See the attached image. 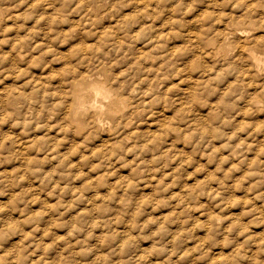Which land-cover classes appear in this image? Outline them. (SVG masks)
Segmentation results:
<instances>
[{"label":"rangeland","instance_id":"374dc122","mask_svg":"<svg viewBox=\"0 0 264 264\" xmlns=\"http://www.w3.org/2000/svg\"><path fill=\"white\" fill-rule=\"evenodd\" d=\"M86 8L101 31L79 17ZM236 27L245 34H231ZM217 29L230 45L212 52ZM263 38L264 0H0V264H264ZM237 46L263 59L254 96L233 70ZM68 67L88 74L80 83L106 82L138 106L120 134L109 121L81 130L62 119L60 89L75 77Z\"/></svg>","mask_w":264,"mask_h":264},{"label":"bare ground","instance_id":"6f19581e","mask_svg":"<svg viewBox=\"0 0 264 264\" xmlns=\"http://www.w3.org/2000/svg\"><path fill=\"white\" fill-rule=\"evenodd\" d=\"M137 1V0H136ZM168 1V0H167ZM173 1V0H172ZM180 1V0H179ZM185 1V0H184ZM114 2V1H113ZM135 2V1H134ZM149 2V1H148ZM150 3V2H149ZM114 4H116V3H114ZM113 4V5H114ZM136 4V3H135ZM152 4V3H151ZM156 4V3H155ZM144 5H146V4H144ZM41 6H43V5H41ZM136 6V5H135ZM140 6H143V5H141L140 4ZM158 6V5H157ZM255 6V5H254ZM144 7H146V6H144ZM144 7H142L143 8V10H144ZM147 7H149V6H147ZM252 7V6H251ZM111 8V7H110ZM115 8V6L112 8V9H114ZM153 8V7H152ZM46 9H48V8H46ZM108 9V8H107ZM111 9V10H112ZM135 9V8H134ZM136 9H137V7H136ZM252 8H250V10H251ZM255 9V8H254ZM253 9V10H254ZM90 10H92V9H90ZM145 10L147 11V8H145ZM150 10V9H149ZM108 11H110V10H108ZM137 11H138V9H137ZM145 11V12H146ZM156 11V10H155ZM107 12V11H106ZM115 12V11H114ZM134 12H136V11H134ZM139 12H141V14H142V11H140V8H139ZM144 12V11H143ZM144 12V13H145ZM149 12V11H148ZM256 12V11H255ZM262 12V11H261ZM111 13V15H112V11L110 12ZM127 13V12H126ZM143 13V15H145ZM154 13H157V12H154ZM257 13V12H256ZM132 14V16H133V14L134 13H131ZM136 14V13H135ZM138 15H141V14H139V13H137ZM153 14V13H152ZM261 14H263V12L261 13ZM103 15H105V14H103ZM121 15V14H120ZM126 15H128V14H126ZM116 16H118V14H116ZM122 16V15H121ZM132 16L130 17L129 16V18L130 19H132ZM142 16V15H141ZM152 16V15H151ZM255 16V15H254ZM79 17H87V18H89L90 17V19H92V22H94V23H97L96 21V19H97V17L96 16H93V14L91 13V12H89V9L88 8H86V10H84L81 14H80V16ZM119 17V16H118ZM126 17H128V16H126ZM139 17V16H138ZM144 16H142V18H143ZM249 17H250V14H249ZM248 17V18H249ZM124 17H121V19H123ZM142 18H139V19H142ZM121 19H119V20H121ZM153 19V18H152ZM256 19V18H255ZM255 19H254V21H255ZM77 20H79V19H77ZM99 20H101V19H99ZM117 20V19H116ZM116 20H114V21H116ZM138 20V19H137ZM144 20V19H143ZM244 20V19H243ZM257 20V19H256ZM89 21H91V20H89ZM88 20H86L85 22L87 23L88 22V24H91L90 22H89ZM102 21V20H101ZM101 21H98V22H101ZM124 21V20H123ZM122 21V22H123ZM140 21H142V20H140ZM153 21V20H152ZM79 22H80V20H79ZM106 22V21H105ZM118 22H120V21H118ZM121 22V23H122ZM130 21H128V23H129ZM145 22V21H144ZM151 22V21H150ZM249 22H251V21H249ZM81 23V22H80ZM86 23H84L85 25H86ZM107 23V22H106ZM137 24L139 23V22H136ZM141 23V22H140ZM143 23V22H142ZM146 23V22H145ZM153 23H155L154 21H153ZM247 22L245 21V24H246ZM75 25H74V27L76 28L77 27V29H78V25H76V23H74ZM98 24L99 23H97V27H98ZM104 23H102V25H103ZM117 24V23H116ZM150 24V23H149ZM231 24V23H230ZM229 24V26H231ZM263 24V23H262ZM105 25V24H104ZM115 25V24H114ZM140 25V24H139ZM138 25V26H139ZM144 25V24H143ZM232 25H233V23H232ZM237 25V24H236ZM249 25V24H248ZM81 26V24L79 25V28H81L80 27ZM117 26H118V24H117ZM117 26H114V27H117ZM132 26V25H131ZM141 26V29H147V28H149V27H145V26H143V27H145V28H142V25H140ZM151 26L152 25H150V28H151ZM256 26H258L257 24H256ZM84 27V26H83ZM90 27H92L91 25H90ZM93 27H94V24H93ZM107 27L108 28H110V29H112L111 28V25L110 26H108L107 25ZM232 27V26H231ZM245 27V26H244ZM260 27H262L261 25H260ZM94 28H96V27H94ZM99 28V27H98ZM104 28H105V26H104ZM103 28V30H106V29H104ZM258 28V27H257ZM82 29H84L83 31H85V29H86V27H84V28H82ZM81 29V30H82ZM152 29V28H151ZM226 29V28H225ZM260 29V28H259ZM80 30V29H79ZM78 30V31H79ZM80 30V31H81ZM93 30H96V29H93ZM99 30H100V28H99ZM114 30V29H113ZM113 30H112V32H113ZM262 30V29H261ZM101 31V30H100ZM100 31H98L99 33H100ZM106 31H110V30H106ZM116 31H118V30H116ZM90 32L91 33H94V31L92 32V30H90ZM98 32H97V35H98ZM103 32V31H102ZM111 32V31H110ZM109 32V33H110ZM216 32H218V33H216V37H212V42H210V43H208L209 44V46L211 47L212 45H215L214 47L212 46V49H210L212 52L214 51V52H216V51H221V49H224L223 47L224 46H226V45H230V41H228V39H229V33H225V34H219V31H218V29H217V31ZM227 32H228V29H227ZM229 32H231V31H229ZM245 32H246V30H243L242 28H234L233 29V31L231 32V34H238V35H244L245 34ZM83 33V32H82ZM118 33V32H117ZM170 33H171V31H170ZM191 33V32H190ZM221 33H223V32H221ZM81 34V33H80ZM104 35H105V33H103ZM106 34H107V32H106ZM91 35H93V34H91ZM99 35H101V36H103L102 34H99ZM107 35H109V34H107ZM110 35H111V33H110ZM124 35V34H123ZM128 35V34H127ZM166 35H168V34H166ZM191 35V34H190ZM83 36V35H82ZM112 36L113 37H115V34H112ZM151 36V35H150ZM164 36V34L161 36V37H163ZM187 36H189V35H187ZM124 37V36H123ZM122 37V38H123ZM131 38L132 37H134V35L133 36H130ZM136 37V36H135ZM152 37H154V35L152 36ZM197 37L198 36H196V39H197ZM258 38L260 37L259 36V34H258V36H257ZM83 38V37H82ZM87 38V37H86ZM86 38H84V39H86ZM107 39L109 38V37H106ZM119 39H122V38H120V37H118ZM130 38V39H131ZM149 38H151V37H149ZM149 38H148V40H149ZM155 38V37H154ZM189 38V37H188ZM195 38V36H193V39ZM236 38H240V36H238V37H236ZM250 38V37H249ZM253 38H256V36L255 37H253ZM104 38L102 37V39L101 40H103ZM110 40H111V38H109ZM160 39V38H159ZM195 39V40H196ZM244 39H246V37L244 38ZM243 39V40H244ZM262 39V38H261ZM264 39V38H263ZM104 40H106V39H104ZM104 40H103V42H104ZM109 40V41H110ZM189 40V39H188ZM231 41L233 40V39H230ZM240 40V39H239ZM252 40V39H251ZM255 40H257V39H255ZM255 40H253L252 42H256ZM108 41V42H109ZM133 41V40H132ZM135 41V40H134ZM152 41H153V43H154V40H152L151 39V41L149 42V44H153L152 43ZM197 41V40H196ZM235 41V40H234ZM258 41H260V39H258ZM264 41V40H263ZM107 42V41H106ZM106 42H104V43H106ZM107 42V43H108ZM155 42H156V39H155ZM241 42H242V40H241ZM249 41L247 40V43H248ZM251 42V41H250ZM122 42H120V44H121ZM124 43H125V40H124ZM129 43H131V42H129ZM157 44L156 45H160V44H158L159 42H156ZM235 43V42H234ZM237 43H238V41H237ZM245 43V42H244ZM264 43V42H263ZM109 44V43H108ZM114 44H117L116 42H114L113 43V45ZM126 44H127V46L129 45L127 42H126ZM146 44H148V43H146ZM148 44V45H149ZM233 44V43H232ZM240 44H242V43H240ZM252 44V43H251ZM259 44V43H258ZM106 45V44H105ZM118 45V44H117ZM125 44H123L122 46H124ZM145 45V44H144ZM254 45H255V43H254ZM263 45V44H262ZM120 46V45H119ZM122 46H120V47H122ZM134 46H135V42H134ZM150 46V45H149ZM152 46V45H151ZM154 46V45H153ZM253 46V45H252ZM113 47H115V46H113ZM154 47H156V46H154ZM175 47V46H174ZM238 47V46H237ZM241 47V48H240ZM250 47V46H249ZM264 47V46H263ZM87 48H88V46H87ZM116 48H118V47H116ZM137 48H138V46H137ZM141 48H142V46H141ZM144 48V47H143ZM159 48V47H158ZM165 48V47H164ZM163 48V49H164ZM177 49H175V50H178L179 52H181V50H179V48L178 47H176ZM238 48H240L239 49V52H240V60H241V62H242V64L240 63V62H238L240 65H238L239 67H237L236 69H233V70H237L238 71V73H239V76H241V78L239 79L240 81L242 80L243 81V83L245 84V85H248V89H249V87L250 86H253V83L255 84V82H254V80H255V78H256V76H255V78H253L254 77V75H257L256 74V72H260L261 71V66H262V62H263V59L262 58H260L253 50H251L250 48H247L246 46H239ZM252 48V47H251ZM255 48V47H254ZM121 49V48H120ZM122 49H123V47H122ZM134 49V48H133ZM154 49V48H153ZM170 49V48H169ZM83 50H84V48H83ZM141 50V49H140ZM145 50V51H144ZM144 52L142 53L141 51V54H146V55H149V54H147L146 53V51H148V49L146 50V47L144 48ZM151 50H152V48H151ZM159 50H160V48H159ZM91 51V50H90ZM127 51V50H126ZM136 51V50H135ZM139 51V50H138ZM150 51V50H149ZM177 51V52H178ZM209 50H207V52H208ZM210 51V52H211ZM93 52V51H92ZM137 52V51H136ZM153 52V51H152ZM156 52H157V50H156ZM160 52H163V51H160ZM176 52V51H175ZM238 52V53H239ZM148 53H150V52H148ZM158 53V52H157ZM157 53L155 54V53H153V54H155V55H157ZM89 54V53H88ZM123 54H125V53H123ZM134 54H135V52H134ZM133 54V55H134ZM169 54H171L170 52H169ZM207 54V53H206ZM210 54V53H209ZM208 54V56H210V55H214L213 53L212 54H210L209 55ZM84 56H85V53L83 54ZM91 55H93V54H91ZM139 55V54H138ZM137 55V56H138ZM145 55V59H146V57H148V56H146ZM150 55H152L151 53H150ZM155 55H154V57H155ZM173 55H174V53H173ZM201 55V54H200ZM204 55V54H203ZM239 55V54H238ZM65 56V55H64ZM82 56V55H81ZM83 56V58H86L87 59V57L89 58L90 56H85L84 57ZM136 56V57H137ZM140 56V58L142 57V55H139ZM158 56V55H157ZM197 56V55H196ZM195 56V57H196ZM205 56H207V55H205ZM211 56V57H212ZM76 57V56H75ZM124 57V56H123ZM129 57V56H128ZM134 56H132V58H133ZM135 57V58H136ZM144 57V56H143ZM142 57V58H143ZM151 57H153V56H151ZM162 57V56H161ZM165 58H167V60H169L168 58L169 57H166V56H164ZM171 57V56H170ZM202 57V56H201ZM214 57V56H213ZM212 57V58H213ZM236 57H239V56H237L236 55ZM82 58V57H81ZM81 58H79V59H81ZM141 58V59H142ZM159 58V57H158ZM172 58V57H171ZM200 58V57H199ZM203 58V57H202ZM205 58V57H204ZM212 58H210V59H212ZM235 58V57H234ZM65 59V58H64ZM71 59V58H70ZM139 59V58H138ZM144 59V60H145ZM160 59V58H159ZM173 59V58H172ZM237 59H239V58H237ZM81 60H83V61H85L84 59H81ZM80 60V61H81ZM91 60V59H90ZM136 59H134L133 58V61H135ZM162 60V59H161ZM160 60V61H161ZM171 60V59H170ZM174 60V59H173ZM233 60H236V59H233ZM67 61V60H66ZM79 60H78V62H80ZM83 61H81V63H79V64H82V65H80V66H83L85 63H87V62H85V63H82ZM88 61V60H87ZM91 61H93V60H91ZM91 61H89L90 63H91ZM137 61L138 60H136L135 61V63H137ZM141 61V60H140ZM139 61V62H140ZM143 61V60H142ZM166 61V60H165ZM236 61H238V60H236ZM236 61L234 62L235 63V65L236 64H238V63H236ZM88 62V63H89ZM114 62V61H113ZM118 62V61H117ZM117 62H115V63H117ZM139 62H138V64H139ZM167 62V61H166ZM185 62V61H184ZM233 62V61H232ZM142 64H144V62H141ZM162 63V62H161ZM183 63V62H182ZM233 63V64H234ZM69 64V63H68ZM71 64H72V62H71ZM127 64H129V63H126V65L125 66H127ZM134 65V63H130V65ZM142 64H139V65H142ZM158 64V63H157ZM165 64V63H164ZM170 64V63H169ZM231 64V63H230ZM233 64H231V65H233ZM66 65H67V63H66ZM110 64H108V66H109ZM112 65H113V63H112ZM117 65V64H116ZM136 65V64H135ZM160 65H162V64H160ZM171 65V64H170ZM235 65H233L232 67L234 68L235 67ZM74 66V65H73ZM80 66H79V68H80ZM118 66V65H117ZM124 66V67H125ZM136 66H138V65H136ZM152 66H156V65H152ZM152 66H150V67H152ZM169 66V65H168ZM178 66V65H177ZM191 66V65H190ZM72 67V66H71ZM103 67V66H102ZM131 67V66H130ZM147 67V66H146ZM149 67V68H150ZM157 67V66H156ZM173 67H175L176 68V66H173ZM185 67V66H184ZM186 67H187V65H186ZM230 68V65L229 66H227L226 68ZM231 67V68H232ZM69 68V70H70V67H68ZM111 68V67H110ZM158 68H161V67H158ZM158 68H154V69H158ZM179 69H180V67H178ZM75 69H76V67H75ZM82 69V68H81ZM146 69V68H145ZM145 69H143V71L145 70ZM148 69V68H147ZM147 69H146V71H147ZM162 69V68H161ZM69 70H67V71H69ZM71 70H73L74 71V68H72ZM70 70V71H71ZM76 70H79V69H76ZM111 71H112V69H110ZM120 70H123V69H120ZM150 70H152V69H150ZM176 70V69H175ZM182 70V69H181ZM186 70V69H185ZM226 70V69H225ZM70 72L71 74H74V76L75 77H71L70 78V81H68L69 79H65V81L67 80L68 82H66V84L64 83L63 84V87L60 89V95H61V98H62V100H61V103H60V105H58V106H60V108H58V109H60V111H58V110H56V111H58V112H60V114L59 115H61L62 116V119L64 118V119H66V121H67V123L68 122H71L72 124H75V125H77V127L78 128H80L81 130L83 129V128H85L86 126H88V127H91L92 129H100L101 128V126H102V124L105 122V121H109V123H110V127H109V131H111V132H114L115 133V135L117 134V133H119L120 134V131H121V129H125L126 128V125H128L129 124V122L130 121H132L131 119H132V117H133V115L135 114V109H136V112L138 111L137 109H138V106H137V108H132V104H131V100H128L127 98H124V97H122L121 95H122V93H121V95L116 91V89H114V88H118V87H114L113 88V86H110V85H108L106 82H100V81H93V82H91V83H88L87 85H85L84 83H80L81 81L83 82V80H85V78H86V76H88V74H84V73H82V72H80L78 75L76 74V73H78V71L77 72ZM135 71H137V70H135ZM174 71V70H173ZM178 71V70H177ZM183 71V70H182ZM226 71H230V70H226ZM119 72V71H118ZM118 72H116V73H118ZM124 72H125V74L127 73L128 74V72L130 73V71H127V70H124ZM148 72H151V71H148ZM153 72V71H152ZM162 72H164L163 70H162ZM179 72V71H178ZM190 72H192L191 70H190ZM67 73H69V72H67ZM66 73V74H67ZM69 73V74H70ZM86 73V72H85ZM112 73V72H111ZM144 73H146V72H144ZM154 73V72H153ZM156 73V72H155ZM234 73V72H233ZM133 74V73H132ZM188 74V73H187ZM186 74V75H187ZM194 74V73H193ZM192 74V75H193ZM232 74V73H231ZM236 74V73H235ZM90 75V74H89ZM117 75V74H116ZM129 75V74H128ZM127 75V76H128ZM189 75V74H188ZM78 76V77H77ZM112 76H113V74H112ZM148 76V74H146V76L145 77H147ZM153 76H156L155 74L153 75ZM166 76H168L169 77V75H167L166 74ZM179 76V75H178ZM234 76H236V75H234ZM233 76V77H234ZM65 77H66V75H65ZM67 77H70V76H67ZM131 77V76H130ZM130 77H127V78H125V79H128V78H130ZM168 77H166V78H168ZM232 77V76H231ZM232 77V79H235V78H233ZM115 78V77H114ZM117 78V77H116ZM115 78V79H116ZM119 78H120V76H119ZM124 78V77H123ZM134 78V77H133ZM142 77H139V80L141 79ZM151 78H154V77H151ZM156 78V77H155ZM159 77H157V79H158ZM161 78H163V77H161ZM160 78V79H161ZM165 78V79H166ZM190 78V77H189ZM238 78V77H237ZM122 79V78H121ZM144 80H145V78H143ZM148 79H149V77H148ZM191 79V78H190ZM264 79V78H263ZM119 80V79H118ZM123 80V79H122ZM138 80V81H139ZM170 81H166V82H171V79H169ZM174 80V79H173ZM181 80H183V79H181ZM196 80V79H195ZM194 80V81H195ZM238 80V79H237ZM112 81H113V79L112 80H110V82L112 83ZM125 81V80H124ZM131 82L133 81V80H130ZM138 81H136V82H138ZM148 81V80H147ZM146 81V83H149V85H147V90L146 91H148L149 90V87L150 88H152L151 87V84H150V82H152V81H148L147 82ZM154 81H155V79H154ZM158 81V80H157ZM197 81H198V79H197ZM258 81V80H257ZM110 82H108V83H110ZM135 82V83H136ZM140 82V81H139ZM159 82H160V80H159ZM166 82H165V84H166ZM181 82V81H180ZM183 82V81H182ZM181 82V83H182ZM227 82V81H226ZM263 82H264V80H263ZM262 82V83H263ZM38 83V82H37ZM142 83V82H141ZM187 83V82H186ZM193 82L191 81L190 82V84H192ZM230 83V82H229ZM235 83H236V81H235ZM242 83V84H243ZM117 84H118V82H117ZM139 83H136V85H134V86H137ZM143 84V83H142ZM169 84V83H168ZM184 84V83H183ZM197 84V83H196ZM238 85L239 84H241L240 82H238L237 83ZM260 84V83H259ZM264 84V83H263ZM65 85V86H64ZM112 85V84H111ZM174 85V84H173ZM181 84H179L178 83V85L177 86H180ZM224 85H227V84H224ZM117 86V85H116ZM118 86H121V85H118ZM133 85H131V87H134ZM149 86V87H148ZM166 86V85H165ZM164 86V87H165ZM234 86H237L236 84H234ZM233 86V87H234ZM258 86H260V85H258ZM262 86H264V85H262ZM39 87V86H38ZM73 87V90L71 89ZM122 87V86H121ZM182 87V86H181ZM180 87V88H181ZM189 87H191V86H189ZM188 87V88H189ZM196 87V86H195ZM229 87V86H228ZM247 87V86H246ZM245 87V88H246ZM130 88V87H129ZM167 88V87H166ZM225 88V87H224ZM263 88V87H262ZM119 89H121V88H119ZM135 89V88H134ZM143 89H145V86L143 87ZM168 89V88H167ZM166 89V90H167ZM171 89V88H170ZM187 89V88H186ZM193 89V88H192ZM226 90H227V88H225ZM225 89H224V91H225ZM252 88H250L249 89V92H250V90H251ZM264 89V88H263ZM262 89V90H263ZM1 90V89H0ZM133 90V89H132ZM136 90V89H135ZM165 90V91H166ZM169 90V89H168ZM168 90H167V92H168ZM172 90V89H171ZM183 89L181 88V91H182ZM196 90H197V88H196ZM198 90H200L199 88H198ZM253 90H255V89H253ZM261 90V91H262ZM141 91H143V90H141ZM151 91V90H150ZM185 91V90H184ZM189 91V90H188ZM247 90H245V92H246ZM259 91V90H258ZM121 92V91H120ZM139 92V91H138ZM145 92V91H144ZM149 92V91H148ZM170 92V91H169ZM195 92V91H194ZM251 92H252V90H251ZM250 92V93H251ZM255 92V91H254ZM7 93V92H6ZM10 93V92H9ZM126 93H128V92H126ZM135 93V92H134ZM145 93H147V92H145ZM145 93H143V94H145ZM150 93V92H149ZM189 93V92H188ZM197 93V92H196ZM200 93V92H199ZM227 93H229V91L227 92ZM259 93V92H258ZM257 93V94H258ZM5 94V93H4ZM140 93H138V97L139 96H141V94L139 95ZM186 94V93H185ZM192 94V96H193V93H191ZM261 94H263V93H261ZM127 95V94H126ZM130 95V94H129ZM146 95V94H145ZM144 95V96H145ZM251 95H252V93H251ZM260 95V94H259ZM58 96V95H57ZM125 96V95H124ZM143 96V97H144ZM186 96H188V95H186ZM224 96V95H223ZM239 96V95H238ZM252 96H254V95H252ZM251 96V97H252ZM2 97V96H1ZM6 97H11V95L10 96H7V94H6ZM130 97V96H129ZM194 97V96H193ZM240 97V96H239ZM260 97V96H259ZM132 98H134V97H132ZM158 98V97H157ZM156 98V99H157ZM247 98H249L248 96H246V100H247ZM18 100H19V98H17ZM58 99H59V97H58ZM130 99V98H129ZM135 99H137V98H135ZM149 99H151V98H149ZM258 99V98H257ZM260 99V98H259ZM262 99H263V97H262ZM10 100V99H9ZM12 100V99H11ZM10 100V101H11ZM60 100V99H59ZM133 100V99H132ZM144 100H147V99H144ZM158 100V99H157ZM159 100H160V98H159ZM248 100H250V98L248 99ZM4 101V100H3ZM2 101V102H3ZM151 101V100H150ZM254 101H256V99L254 100ZM260 101H261V99H260ZM264 101V100H263ZM8 102V104H11V103H9V101H7ZM28 103L29 102H31V101H27ZM46 102V101H45ZM45 102H43V103H45ZM135 102H136V100H135ZM134 102V103H135ZM142 102V101H141ZM146 102H149V101H146ZM243 102H246L245 100L243 101ZM249 102H251V101H249ZM13 103V102H12ZM139 103H140V101H139ZM143 103V102H142ZM7 104V103H6ZM58 104V103H57ZM152 103H150V105H151ZM161 104V103H160ZM247 104V103H246ZM14 105V104H13ZM17 105V104H16ZM32 104L30 103V105L29 106H31ZM42 105H45V104H42ZM47 105V104H46ZM250 105V104H249ZM7 106H9V105H7ZM23 106V105H22ZM39 107V105H36V106H34V108L35 107ZM163 106V105H162ZM245 106H247V105H245ZM2 107V106H1ZM17 107H19V106H17ZM143 107H144V105H143ZM147 107V106H146ZM150 107V106H149ZM243 107V106H242ZM29 108V107H28ZM27 108V109H28ZM47 108H49V110H50V107H47ZM55 108H56V106H55ZM152 108V107H151ZM164 108V107H163ZM249 108H251V105H250V107ZM36 109V108H35ZM41 109V108H40ZM53 109V108H52ZM142 109V108H141ZM165 109V108H164ZM18 110V109H17ZM16 110V111H17ZM31 110H33V109H31ZM39 110V109H38ZM44 110V109H43ZM48 110V109H47ZM254 110V109H253ZM36 111V110H35ZM162 111V110H161ZM164 111V110H163ZM260 111H262L263 112V110H261V108H260ZM152 112V111H151ZM165 112H166V110H165ZM248 112V111H247ZM250 112H251V110H250ZM254 112V111H253ZM14 113V112H13ZM24 113V112H23ZM41 113V112H40ZM52 113V112H51ZM53 113H55V112H53ZM242 113V112H241ZM252 113V112H251ZM37 114V113H36ZM164 114V113H163ZM248 114V113H247ZM262 114V113H261ZM259 115L258 114V116H262V115ZM264 114V113H263ZM25 115V114H24ZM33 115H34V113H33ZM85 115H87L88 116V120L87 121H85L84 119H83V117L85 116ZM152 115V114H151ZM243 115V114H242ZM241 115V116H242ZM254 115V114H253ZM160 116H163L162 115V113H161V115ZM165 116V115H164ZM249 116H250V114H249ZM252 116V115H251ZM257 116V117H258ZM59 117V116H58ZM148 117V116H147ZM167 117V116H166ZM244 117V116H243ZM263 117V116H262ZM51 118V117H50ZM165 118V117H164ZM164 118H162L163 120H164ZM60 119V118H59ZM154 120V119H153ZM162 120V121H163ZM264 120V119H263ZM255 121H256V119H255ZM56 122H58V121H56ZM167 122H169V121H167ZM254 122V121H253ZM58 123H60V122H58ZM64 123V122H63ZM154 123V122H153ZM163 123V122H162ZM256 124H257V121L255 122ZM259 123H261V121L259 122ZM263 123V122H262ZM137 124V123H136ZM151 124V123H150ZM157 124H159V123H157ZM161 124V123H160ZM168 124V123H167ZM256 124H255V126H256ZM60 125V124H59ZM61 125H62V122H61ZM69 125V124H68ZM158 126V125H157ZM161 126V125H160ZM254 126V127H255ZM68 127H70V125L68 126ZM71 127H72V125H71ZM133 127V126H132ZM168 127V126H167ZM166 127V128H167ZM259 128L260 127H263L264 128V126L263 125H261V124H259V126H258ZM258 127H256V129L258 128ZM63 128H64V126H63ZM73 128V127H72ZM75 128V127H74ZM162 128V127H161ZM166 128H164V129H166ZM258 128V129H259ZM69 129V128H68ZM261 130H262V128H260ZM61 130V129H60ZM59 130V131H60ZM73 129H71V131H72ZM131 130V129H130ZM129 130V131H130ZM137 130V129H136ZM135 130V131H136ZM139 130V129H138ZM65 131H67V130H65ZM123 131V130H122ZM164 131V130H163ZM253 131V130H252ZM60 132H62V130L60 131ZM74 131H72V133H73ZM88 132H90V131H88ZM132 132V135L133 134H137V133H134V131H130V132H128L127 131V133H128V137H129V135H130V133ZM137 132V131H136ZM139 132V131H138ZM140 132H141V130H140ZM154 132V131H153ZM66 133V132H65ZM71 133V134H72ZM108 133V132H107ZM107 133H105V134H107ZM113 133V134H114ZM126 133V132H125ZM125 133H124V135H125ZM126 133V134H127ZM262 133V132H261ZM104 134V135H105ZM143 134V133H142ZM141 133H140V135L139 136H143ZM147 134V133H146ZM74 135V134H73ZM94 135H100V134H94ZM101 135H103V134H101ZM99 136V138L101 137L102 138V136ZM103 135V136H104ZM108 135V134H107ZM153 135V134H152ZM75 136V135H74ZM73 136V137H74ZM110 136H112V135H110ZM72 137V138H73ZM83 137V136H82ZM88 137V136H87ZM86 137V138H87ZM94 138H95V136H93ZM137 137V140H139V138H138V136H136ZM149 137V136H148ZM153 137V136H152ZM159 138H160V136H158ZM114 137H112V139H113ZM122 138V137H121ZM121 138H120V140H121ZM125 138H127V136L125 135ZM82 139H85V138H82ZM96 139V138H95ZM95 139H94V141H95ZM129 139V138H128ZM148 139V138H147ZM158 139V138H157ZM88 141L90 140L89 138L87 139ZM87 140H85V141H87ZM110 140V139H109ZM109 140H108V142H106V143H109ZM134 140V139H133ZM153 140H155V139H153ZM160 140V139H159ZM28 141V140H27ZM103 141V140H102ZM106 141V140H105ZM111 141V140H110ZM122 141V140H121ZM135 141V140H134ZM145 142L146 143V141L144 140L143 141V139H142V137H141V140H140V142ZM148 141H150V140H148ZM147 141V142H148ZM82 142H84V141H82ZM99 142V141H98ZM104 142V141H103ZM22 143V142H21ZM24 143V142H23ZM26 143V142H25ZM72 143V142H71ZM76 143V142H75ZM94 143H97V140H96V142H94ZM112 143H114L115 144V142H112ZM111 143V144H112ZM135 143V144H134ZM133 144L136 146L137 144V142H134ZM139 143V142H138ZM149 143H151V142H149ZM153 143H155V142H153ZM27 145H28V147H30L31 145H29V143H26ZM31 144V143H30ZM118 144H121V143H118ZM133 144H131L132 146L131 147H133L134 145ZM144 144V143H143ZM20 145V144H19ZM23 145H25V144H23ZM26 145V146H27ZM97 145H98V143H97ZM100 145V144H99ZM98 145V146H99ZM106 145V144H105ZM138 145H140V144H138ZM151 145V144H150ZM158 145V144H157ZM53 146V145H52ZM75 146V145H74ZM94 146V145H93ZM97 146V147H98ZM111 146V145H110ZM115 146V145H114ZM113 146V147H114ZM117 146H119V145H117ZM134 146V147H135ZM148 148L150 147L151 148V146H149V145H146ZM156 146V145H155ZM154 146V147H155ZM248 146V145H247ZM54 147V146H53ZM96 147V146H95ZM120 147H122L123 148V146H120ZM125 147L126 148H128L127 146H124V149H125ZM130 147V148H131ZM246 147V146H245ZM20 148V147H19ZM68 148V147H67ZM79 148V147H78ZM106 149L107 148H109L108 146L107 147H105ZM104 148V151L106 150ZM111 148V147H110ZM115 148H117L116 146H115ZM121 148V149H122ZM135 148H137V147H135ZM52 149V148H51ZM50 149V150H51ZM101 149L103 150V148L101 147ZM113 149V148H112ZM119 149V148H118ZM117 149V150H118ZM133 149V148H132ZM131 149V150H132ZM151 149H153V148H151ZM19 150H21V149H19ZM26 150H27V148H26ZM54 150V149H53ZM98 150V149H97ZM99 150H100V148H99ZM101 150V152H102V154H103V151ZM130 150V149H129ZM25 150H23V152H24ZM32 151V150H31ZM107 151H108V149H107ZM123 151V150H122ZM148 151H151V150H148ZM248 151H250V150H248ZM19 152V151H18ZM27 152H28V150H27ZM95 152V151H94ZM98 152H100V151H98ZM98 152H95V153H98ZM113 153L115 152V150H113L112 151ZM128 151L126 150V153H127ZM26 153V152H25ZM31 153V152H30ZM38 153V152H37ZM95 153H93L94 155H98V154H95ZM105 154L107 153V152H104ZM108 153H110V151L108 152ZM107 153V154H108ZM113 153H111V154H113ZM117 153H119V151H117ZM24 154V153H23ZM39 154V153H38ZM89 155H90V152L88 153ZM107 154L105 155V156H107ZM111 154H109V155H111ZM123 154V153H122ZM122 154H117V157H118V155H120L121 157H122ZM25 155V154H24ZM30 155V154H29ZM115 154H113L112 156H114ZM249 155V154H248ZM26 156H28V155H26ZM26 156H24V158H28V157H26ZM35 156H37L38 157V155L36 154ZM39 156H42L43 157V155H39ZM119 156V157H120ZM87 157V156H86ZM84 158V159H87V158H89V156L87 157V158ZM110 157V156H109ZM108 157V158H109ZM40 158V157H39ZM44 158V157H43ZM106 158L107 160H110L111 158ZM23 159V158H22ZM29 159V158H28ZM27 159V160H28ZM36 159V158H35ZM115 159H116V157H115ZM119 159V158H118ZM25 160V159H24ZM24 160H22V162L24 161ZM31 160H33V159H31ZM40 160V159H39ZM43 160V159H42ZM117 160V159H116ZM255 160H257V159H255ZM109 162V161H108ZM26 164V163H25ZM255 164V163H254ZM253 164V165H254ZM253 165H251L252 167H254ZM258 165H260V164H258ZM258 165H255V166H258ZM263 166L264 165H262V168H263ZM259 167V166H258ZM251 169V168H250ZM261 169V168H260ZM264 169V168H263ZM263 169H261V170H263ZM264 172V171H263ZM256 173H257V171H256ZM260 173V172H259ZM234 174V173H233ZM232 174V175H233ZM254 175H255V173H254ZM259 176V175H258ZM245 178V177H244ZM244 178H242V179H244ZM245 179H247V178H245ZM255 180V179H254ZM248 181V180H247ZM235 182V181H234ZM256 182V181H255ZM238 185V184H237ZM236 185V186H237ZM241 185V184H240ZM261 186V185H260ZM263 187V186H262ZM239 188V187H238ZM242 188V187H241ZM261 190V189H260ZM252 191V190H251ZM246 192V191H245ZM263 192V191H262ZM249 194V193H248ZM257 194V193H256ZM255 194V195H256ZM260 194H262V193H260ZM260 196V195H259ZM258 195H256V197H259ZM261 196H263V195H261ZM253 197H255V196H253ZM261 198V197H260ZM259 198V199H260ZM262 199V198H261ZM260 199V200H261ZM256 200H258V199H256ZM263 203H264V201H263Z\"/></svg>","mask_w":264,"mask_h":264}]
</instances>
